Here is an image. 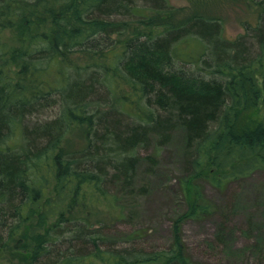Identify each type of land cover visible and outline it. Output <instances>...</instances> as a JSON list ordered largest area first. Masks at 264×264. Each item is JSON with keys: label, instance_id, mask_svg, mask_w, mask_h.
<instances>
[{"label": "trees", "instance_id": "16d2710c", "mask_svg": "<svg viewBox=\"0 0 264 264\" xmlns=\"http://www.w3.org/2000/svg\"><path fill=\"white\" fill-rule=\"evenodd\" d=\"M247 1L228 38L203 14L170 24L169 0H0V263L204 264L179 221L142 246L127 201L177 128L182 191L264 173V0ZM194 188L187 216L213 215Z\"/></svg>", "mask_w": 264, "mask_h": 264}, {"label": "rangeland", "instance_id": "374dc122", "mask_svg": "<svg viewBox=\"0 0 264 264\" xmlns=\"http://www.w3.org/2000/svg\"><path fill=\"white\" fill-rule=\"evenodd\" d=\"M79 2V1H78ZM174 8L167 22L176 24L192 14H203L219 19L224 34L233 38L243 32V22L254 23L252 8L247 0H169ZM78 7L80 3H77ZM77 7V8H78ZM160 21L150 27H139L142 32H155ZM185 133L175 129L158 158L152 173L146 162H140L133 188L145 186L135 203L132 226L146 248L167 246L172 239V225L179 221L180 236L187 252L204 264H264V173L255 172L248 178L232 182L218 190L208 180L200 178L182 191L183 150ZM153 149L149 150V153ZM145 152L141 151V155ZM194 185L214 208L208 217H188L194 197ZM186 193V195H185ZM227 225L224 241L217 230L221 222ZM129 225V229H130ZM132 227V228H133ZM124 229V228H123ZM123 229H120L123 230ZM223 242V243H222ZM0 264H9L3 262Z\"/></svg>", "mask_w": 264, "mask_h": 264}]
</instances>
